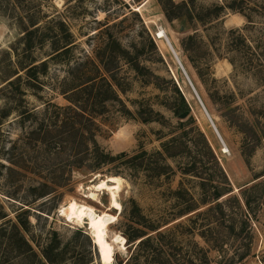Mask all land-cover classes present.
<instances>
[{
    "label": "rangeland",
    "instance_id": "obj_1",
    "mask_svg": "<svg viewBox=\"0 0 264 264\" xmlns=\"http://www.w3.org/2000/svg\"><path fill=\"white\" fill-rule=\"evenodd\" d=\"M32 24L49 38L24 55L21 37ZM158 29L205 112L175 56L155 40ZM53 36L58 48L65 36L71 43L54 60ZM31 61L47 63L32 89L17 67ZM97 67L114 78L120 100L107 104L99 119L98 144L113 156L125 153L126 160L141 152L146 158L134 171L114 163L109 168H119L111 169L118 176L74 172L54 199L35 203L28 190L33 176H9L0 166V217L6 216L0 220V264H45L41 251L52 234L65 252L59 264H101L81 206L89 203L86 187L105 176L123 182L122 209L109 212L117 217L108 226L109 241L124 237L132 202L145 224L163 235L145 231L151 241L135 252L138 264H160V249L168 264H264V0H0V110L9 113L0 128V164L6 165L4 148L35 126L19 113L26 109L39 123L44 103L67 105L58 93L61 82L95 77ZM16 71L24 94L10 98L4 81ZM176 92L188 108L184 119L169 111ZM185 132L193 136L199 161L183 148ZM162 150L174 157L161 160L155 154L164 157ZM107 199L101 194L98 204H89L106 211ZM22 206L29 209L26 232L14 227ZM79 229L87 239L76 236ZM131 245L115 248L112 264L124 263Z\"/></svg>",
    "mask_w": 264,
    "mask_h": 264
},
{
    "label": "trees",
    "instance_id": "obj_2",
    "mask_svg": "<svg viewBox=\"0 0 264 264\" xmlns=\"http://www.w3.org/2000/svg\"><path fill=\"white\" fill-rule=\"evenodd\" d=\"M168 18L171 19L172 17ZM36 25L32 24L30 28L23 31L21 43L24 55L29 54L37 43L41 45L46 38H49V34L42 33L41 31L44 29L38 26L36 27ZM238 38L243 41V36L238 35ZM36 39H38L37 42H35ZM50 39H52L53 60L59 57L61 53L66 52L71 45L69 36L63 38L64 42L62 41L61 45L63 43L64 45L61 48L57 47L60 42H55L57 39L56 36ZM125 55L126 52H122L121 57ZM35 63L31 61L25 64L26 66L22 64H18L17 66L19 71H23L26 78L25 85L30 89L39 87L37 83L40 84V82L36 74L37 72L45 74L47 68L46 61L40 62L39 64ZM96 71L97 76L92 77L82 74L79 82L76 83L73 80H70V82H61L58 93L66 101L67 105L61 107L49 102L44 103V109L42 110L43 119L39 120V123H37L36 116L29 113L26 109H23L19 113L21 119L31 121L35 126H31L29 131L24 133L18 141L11 143L8 149L4 148L3 154L6 155L4 156L6 157V165L0 164V166L5 167L9 176L19 174L33 176L32 179L35 181L34 185L28 188L29 191L34 193V196H32L34 200L31 203L48 197L54 199L60 189L67 188L71 185V178L74 172L82 175H102L105 171L112 173L113 176H118V170L111 169L119 168L115 166L109 168L114 163H117V166L120 165L128 170L134 171L137 167L136 162H138V159L146 158V153L141 152L126 160L125 153L113 156L98 144L96 138L100 133L99 119L106 113L107 104L113 102L120 103V100L113 90L114 84H112V81H115L114 78L100 74L98 67ZM18 74V71H16L12 76L14 79L4 81L5 85H7L6 88L10 91V98L24 94L21 90L22 77ZM105 74L108 75V72H105ZM176 93L178 94V92ZM169 111L176 117H181L182 115L187 116L188 108L179 94L177 102L173 107L169 108ZM8 116V111L0 110V128L2 126V120ZM139 117L141 116L139 115ZM139 119L144 123L151 121L150 119H144L142 117ZM182 139L183 148L188 153L195 154L194 160L199 161L198 150H196L195 146H191L194 144L193 136L185 132ZM191 147H194V151H192ZM162 152L164 157L161 154H155L161 160L174 157L173 155H169L166 150H162ZM191 168L196 169V165L191 166ZM217 195L215 199L220 197V195ZM131 204L132 206L127 210V229L123 235L126 243L132 244L133 251L124 263L119 262L118 264H138L135 252L145 243L151 241L149 234L145 233L146 230L156 232L155 238H161L163 236L158 231L159 228H155L152 224H145L146 218L141 214L140 209L134 202ZM24 206L28 207V205ZM24 206L18 210L14 227L15 229L18 227V229L20 228L26 232L29 225L27 215L29 209L27 207V209H24ZM5 217L1 216L0 220ZM75 234L76 236H83L87 239L82 234L81 229L76 230ZM24 243L27 251L31 252V246L25 241ZM59 247L60 242L56 234H52L49 242L41 251V256L45 264H59L58 262L63 259L65 253L63 249L58 251ZM65 247L67 248L68 246L66 245ZM164 252V249H160V253L162 254L160 264H168V254H164ZM87 264L93 263L91 261Z\"/></svg>",
    "mask_w": 264,
    "mask_h": 264
},
{
    "label": "bare ground",
    "instance_id": "obj_3",
    "mask_svg": "<svg viewBox=\"0 0 264 264\" xmlns=\"http://www.w3.org/2000/svg\"><path fill=\"white\" fill-rule=\"evenodd\" d=\"M141 9L142 8L136 9V11H141ZM159 29L154 33L155 40L163 42L170 53L176 57L172 47L168 43L164 31ZM176 61H178L177 57ZM214 131L217 132L216 129ZM222 153L225 154L226 150L222 151ZM100 176V174L94 175V177L98 178ZM122 184L123 182L119 178L105 176L104 178L97 179V181L94 183H90V185L86 187L85 200H87L89 203L98 204L99 196L101 194L107 195L108 205L106 207V211H98L93 205L87 202L81 206V213L86 219L87 230L92 236V240L99 255L101 264H112L115 248L122 249L126 244L125 238L118 234H115L111 238V241H109L110 238L108 239L107 233L108 226L117 220L116 214L112 215L109 212L111 210L120 212L122 209V206L118 201V195Z\"/></svg>",
    "mask_w": 264,
    "mask_h": 264
},
{
    "label": "built area",
    "instance_id": "obj_4",
    "mask_svg": "<svg viewBox=\"0 0 264 264\" xmlns=\"http://www.w3.org/2000/svg\"><path fill=\"white\" fill-rule=\"evenodd\" d=\"M177 62H178V61H177ZM178 64H179V62H178ZM179 66H180V69H181V71L183 72V74H184V76H185V78H186L187 82L189 83V85H190L191 89L193 90V93H195V91H194V89H193V87H192L191 83L189 82V80H188V78H187V76H186V74H185V71H184V69H182V66H181L180 64H179ZM194 95H195V97L197 98V100H198L199 104L201 105L202 109H203V110H204V112H205V109H204L203 105L201 104L200 100L198 99V96H197V94L195 93ZM207 117H208V116H207Z\"/></svg>",
    "mask_w": 264,
    "mask_h": 264
},
{
    "label": "water",
    "instance_id": "obj_5",
    "mask_svg": "<svg viewBox=\"0 0 264 264\" xmlns=\"http://www.w3.org/2000/svg\"><path fill=\"white\" fill-rule=\"evenodd\" d=\"M176 58V57H175ZM190 82V81H189ZM195 94V93H194ZM185 118V115H182L181 117H180V119H184ZM209 119V118H208ZM209 122H210V125L213 127V129L215 130V128H214V126H213V123H212V121L209 119ZM215 133L217 134V136H218V133L215 131ZM218 138H219V140H220V137L218 136ZM221 141V140H220Z\"/></svg>",
    "mask_w": 264,
    "mask_h": 264
}]
</instances>
